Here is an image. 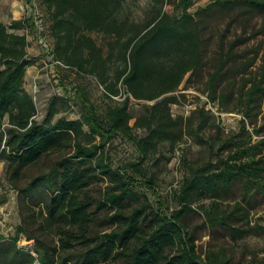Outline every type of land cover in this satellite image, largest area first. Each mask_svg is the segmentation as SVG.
Here are the masks:
<instances>
[{
  "label": "trees",
  "instance_id": "obj_1",
  "mask_svg": "<svg viewBox=\"0 0 264 264\" xmlns=\"http://www.w3.org/2000/svg\"><path fill=\"white\" fill-rule=\"evenodd\" d=\"M129 1L38 0L55 58L65 67L95 75L110 98L121 96L107 106L105 116L87 93L77 89L81 117L53 122L54 96L48 115L38 121L35 99L24 85L27 67L35 62L29 53L31 24L25 16L9 24L0 20V158L18 190L22 214L15 236L0 235V264H225L216 255L209 254V260L201 256L184 217L197 198L217 195L237 179L261 176L263 164L251 157L216 170H193L179 188V208L166 214L148 200L128 208L136 199L133 186L138 180L110 160L106 143L119 133L143 156L159 142L181 137L184 118L174 116L171 104L178 101L186 75L204 61L203 40L190 10L194 0H149L141 18L127 12ZM166 3H174L177 13L166 10ZM215 4L264 10V0H214L211 5ZM93 32L103 33L106 46ZM221 69L211 72V83ZM260 88V81H255L249 93ZM132 97L154 100L142 104L144 112L133 124ZM209 97H217L215 86ZM136 127L144 128L146 135L137 134ZM95 136L99 141L92 140ZM103 179L108 183L96 195L93 185ZM201 207L234 238L244 233L228 221L229 213L213 216ZM100 210L107 211L102 218ZM100 219L111 228H99ZM20 233L34 239L32 249L20 246Z\"/></svg>",
  "mask_w": 264,
  "mask_h": 264
},
{
  "label": "rangeland",
  "instance_id": "obj_2",
  "mask_svg": "<svg viewBox=\"0 0 264 264\" xmlns=\"http://www.w3.org/2000/svg\"><path fill=\"white\" fill-rule=\"evenodd\" d=\"M148 1L130 0L126 10L141 18L147 12ZM213 1L194 0L190 7L203 40L204 61L201 68L186 75L177 91L178 101L171 104L174 116L184 118L181 137L175 142H159L144 156L138 146L121 133L106 143L113 167L138 180L133 186L136 199L128 208L148 200L155 209L171 214L179 208V188L193 170H216L251 157L256 164L264 165V10L242 5H211ZM165 8L171 13L176 11L174 3H166ZM37 13L45 14L38 0H0V20L9 24L13 16L23 15L31 24L29 53L35 62L27 67L24 85L35 99V118L45 119L54 96L57 99L56 111L51 117L53 122L59 117H81L83 108L77 89L87 93L97 112L105 116L107 106L121 96L110 98L95 75L55 63L54 56L41 41V38L48 39L46 31L37 30L35 26ZM92 34L106 46L103 33ZM219 66H222V74L213 84L211 72ZM255 81H260L261 88L251 96L249 89ZM212 86L216 87L217 97L210 103L207 96ZM121 91L125 94L126 89L121 86ZM152 102L154 100L132 97L130 123L144 112L143 103ZM202 107L204 111L200 110ZM88 128L85 125V129ZM134 131L140 136L147 133L140 127ZM91 138L99 141L98 136ZM241 149L244 151L238 155ZM132 162L136 165H131ZM107 183V179L95 183V194L100 195ZM0 199H5L0 203V235L15 236L22 222L18 190L10 183L5 160L1 158ZM201 205L214 212L213 216L229 213L228 221L242 228L244 233L234 238ZM106 213L100 210L99 218ZM184 219L204 259L209 260L210 254L225 264H264V171L252 179H237L217 195L197 198ZM97 226L111 228L101 219ZM18 243L32 249L34 239L20 233ZM116 262L121 263L122 259Z\"/></svg>",
  "mask_w": 264,
  "mask_h": 264
},
{
  "label": "built area",
  "instance_id": "obj_3",
  "mask_svg": "<svg viewBox=\"0 0 264 264\" xmlns=\"http://www.w3.org/2000/svg\"><path fill=\"white\" fill-rule=\"evenodd\" d=\"M34 21H35V26H36V28H37V30H40V31H46V26H47V24H46V20H45V18H44V15L42 14V13H37L36 14V16H35V18H34ZM47 35V34H46ZM47 38H48V36H47ZM49 39V38H48ZM48 39H46V38H41V41H43V44L49 49V51L52 53V55L54 56V53L52 52L53 50H52V42H50V40H48ZM54 58H55V56H54ZM55 63H57V64H59V65H61V66H66L62 61H60V60H58V59H56L55 58V61H54ZM207 100L211 103L212 102V100L210 99V97L209 96H207ZM197 106V105H196ZM195 106V107H196ZM206 107V106H205ZM32 252L34 253V254H36V252L34 251V250H32Z\"/></svg>",
  "mask_w": 264,
  "mask_h": 264
},
{
  "label": "crops",
  "instance_id": "obj_4",
  "mask_svg": "<svg viewBox=\"0 0 264 264\" xmlns=\"http://www.w3.org/2000/svg\"><path fill=\"white\" fill-rule=\"evenodd\" d=\"M21 17H23V15H15V16L12 17V19H14V18H21ZM12 19L10 20V22L12 21Z\"/></svg>",
  "mask_w": 264,
  "mask_h": 264
}]
</instances>
